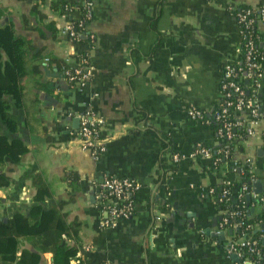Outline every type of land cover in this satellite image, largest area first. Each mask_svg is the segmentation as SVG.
<instances>
[{"label":"crops","instance_id":"crops-1","mask_svg":"<svg viewBox=\"0 0 264 264\" xmlns=\"http://www.w3.org/2000/svg\"><path fill=\"white\" fill-rule=\"evenodd\" d=\"M52 1L0 0V25L10 24L16 35L29 40L26 65L29 70L37 66L24 79L21 106L11 108L16 131L2 128L23 142L26 152L18 161L6 156L0 164V175L9 182L0 188V218L29 215L34 195L30 178L40 172L52 192L44 208L73 197L60 212L67 221L83 223L78 253L90 255L94 264H246L226 252L229 231L212 239L221 211L203 188L238 178L232 161L248 158L255 175L251 191L264 193L263 22L257 23L263 35V75L255 91L261 116L253 133L236 141L235 149H241L232 161L214 164L206 155H191L196 144L215 147L217 136L212 125L191 119L188 110L214 107L224 63L240 56L241 31L231 9L264 6V0H94L84 28L94 36L91 75L82 91L69 86L50 58L63 61L74 51L88 50L89 43L85 36L73 42L59 32L52 35L50 22L59 28L69 20L50 8ZM34 4L44 18L30 12ZM80 16L75 9L73 17ZM38 52V58H30ZM87 110L104 118L109 137L98 157L73 134L77 115ZM162 141L183 157L159 186L160 158L168 154ZM65 168L80 174L77 191L60 179ZM108 176L133 179L140 187L133 214L102 226L106 213L95 199L96 184ZM255 180L260 192L254 191ZM18 238V253L34 250L26 237ZM39 254L38 264H53L51 252Z\"/></svg>","mask_w":264,"mask_h":264},{"label":"trees","instance_id":"trees-1","mask_svg":"<svg viewBox=\"0 0 264 264\" xmlns=\"http://www.w3.org/2000/svg\"><path fill=\"white\" fill-rule=\"evenodd\" d=\"M86 1L89 0H76L72 3H68L65 0H56L50 4V8L53 11L60 15H66L72 21L79 39H81L85 31V22L83 27H80L78 24L83 18L82 14L85 10ZM247 8L252 9L251 6L242 5L233 7L231 12L235 15L236 11ZM75 9L81 13L78 19L73 17ZM30 12L38 15L39 18H44V14L37 9L36 4L32 5ZM250 16L253 18L251 31L257 52L256 57L252 61L261 63L262 49L260 43L263 35L257 28L259 21L256 12H252ZM48 28L51 30L53 36H56L59 32V28H56L53 22L49 23ZM26 44L28 46L29 40L16 35L10 24L4 23L0 25V164L6 156L14 161H18L26 152V146L23 142L10 138L9 135L2 131V128L8 133L16 131L18 125L17 118L11 112V108L21 106L24 88L26 87L24 79L28 74L37 72L36 65H33L30 70L26 65ZM244 55V44H242L240 56L234 65L236 69L238 67H241V70L247 68L248 62L245 60ZM39 56L40 52L35 53L30 58L36 59ZM50 59L54 60L61 70L63 61ZM234 79L244 89L245 100L255 97L252 79L239 78V76H236ZM235 97V94L232 93L229 98L234 99ZM212 111L213 109L210 111L201 110V121L213 126L217 136V145L209 147L204 143H199L194 146V149L197 146L208 149L212 161L218 159V163L232 161L234 152L237 149H241V146L235 149L236 141L245 139L248 136L245 127L232 128V133L235 137L227 140L223 134L218 132L220 124L213 121ZM77 130L73 133L74 135ZM105 135V130H101L100 137ZM161 147L162 149H166L168 154L160 158L155 181L159 182V186H164L166 184V176L177 168L173 161V155L175 153L181 155L182 153L178 149L171 147L169 141H162ZM234 167L232 172L238 178L230 179L229 183L221 182L207 186L203 190L208 193L210 188L213 189L212 193H208V195L216 201L217 207L221 211L219 222L224 223L223 229L225 232L231 230L230 236L232 237L241 236L256 240L257 247L264 249V237L262 236L264 229V203L259 198L264 197V193L259 194L258 198H253L246 195L242 190L244 184L250 187L252 180L255 179V175L251 172L250 161H237ZM60 179L72 191H77L80 188L81 180L77 170L65 168ZM8 183V180L3 175H0V188L8 185ZM30 184L34 189V195L29 215L16 213L8 219L0 218V264H38L40 260L39 253L43 252L52 253L53 264H70L71 260H75L77 264H94L90 255L83 254L84 252L78 253V250L81 248L80 232L83 223L78 221L77 218L67 221L66 214L60 212L66 203L73 200V197L68 200H59L56 206L44 208L46 200L52 194L50 185L45 181L40 172L32 174ZM95 199L98 198L95 197ZM98 207L100 206L98 205ZM239 222H243L242 226L238 228L233 226L234 223ZM255 224H258V228L255 227ZM247 225H249L248 228H246ZM19 236L26 237L34 250L21 249L18 253ZM218 237L213 236L212 239L217 240ZM248 254L251 258L264 262L263 254L256 256L253 253H245V255ZM98 264L110 263L101 261Z\"/></svg>","mask_w":264,"mask_h":264},{"label":"built area","instance_id":"built-area-1","mask_svg":"<svg viewBox=\"0 0 264 264\" xmlns=\"http://www.w3.org/2000/svg\"><path fill=\"white\" fill-rule=\"evenodd\" d=\"M94 0L85 2V10L82 14V19L79 21V26L83 27L86 22L92 17V6ZM252 12H256L258 21L264 22V7H252L236 11L235 17L240 26L242 44H244L245 60L247 68L241 70V67L235 68L237 59L227 60L222 68L221 77L219 80V97L216 104L212 108V119L219 123L218 132L223 134L227 140L233 139L235 135L232 133V128L245 127L247 135L253 133V127L256 121L260 118L261 112L256 97L245 100L244 89L234 78L252 79L253 90L256 91L259 81L263 75L260 62L252 61L256 57V49L254 39L252 38V21L250 16ZM59 34L66 36L73 42L78 41V33L73 26L72 21L68 20L59 26ZM89 43V49L85 51L76 52L63 58V65L61 71L71 88L82 91L86 86L90 75L91 69L89 64V52L94 42L93 34H83ZM47 60V59H46ZM241 70V71H240ZM239 71V75H238ZM235 94V98H229L231 94ZM188 116L193 120H202V112L196 108L188 110ZM79 128L75 134L78 144L85 150L90 151L95 157L105 151L106 143L109 140L107 135L100 137V131L105 129V120L103 117L98 116L91 111L87 110L79 115ZM202 122V121H201ZM207 122V121H206ZM202 154L211 157L208 149L199 147L195 148L191 155ZM183 155L175 153L173 161L178 162ZM244 161H250L246 158ZM214 164L218 163V159L213 161ZM236 161H232V168ZM230 179H224L222 182L229 183ZM140 185L135 180L126 177H104L102 181L96 184L97 193L96 198L101 210L106 213V217L101 220L102 226H111L120 220L128 219L134 212L135 201L134 194L139 189ZM242 190L246 195L253 198H258L259 194L253 193L248 185L244 184ZM213 189L210 188L208 193H212ZM264 203V197H259ZM260 208V206H258ZM225 221V219H224ZM222 222H219L214 235L219 236L225 234ZM243 222L234 223V227L242 226ZM249 225L246 226L248 228ZM258 228V224H255ZM264 237V229L262 232ZM88 249V247H85ZM226 252L238 257L240 262L246 264H264L259 260H255L246 252L253 253L254 255H264V249L257 247L256 240L244 238L241 236H229V241L226 246Z\"/></svg>","mask_w":264,"mask_h":264},{"label":"water","instance_id":"water-1","mask_svg":"<svg viewBox=\"0 0 264 264\" xmlns=\"http://www.w3.org/2000/svg\"><path fill=\"white\" fill-rule=\"evenodd\" d=\"M254 184H258V188L254 189L255 192H260V186L261 183L258 180H255ZM229 232H231V230H229ZM223 234L219 235V237H221Z\"/></svg>","mask_w":264,"mask_h":264}]
</instances>
